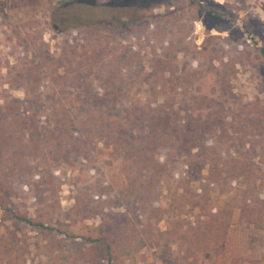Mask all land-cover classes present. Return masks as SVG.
Masks as SVG:
<instances>
[{
  "label": "rangeland",
  "instance_id": "obj_1",
  "mask_svg": "<svg viewBox=\"0 0 264 264\" xmlns=\"http://www.w3.org/2000/svg\"><path fill=\"white\" fill-rule=\"evenodd\" d=\"M90 1L103 4L105 0ZM113 2L123 4L129 14L138 16L119 37L118 64L126 66L125 57L130 56L139 70V78L128 83L125 97L134 103L148 97L143 83L146 68L155 65L175 71L177 77H183L186 90L173 88L168 98H158L155 107L162 111L160 123L166 125L173 120L185 131L199 126L202 148L215 147L224 158H241L249 150L248 163L253 167V176L226 172L213 179L209 168L201 171L187 164L175 168L163 151L160 158L166 167L155 166L150 176L140 178L152 187L149 200L154 194L155 198L161 196V204L167 207L180 177L187 181L188 187L192 186L191 191L195 189L196 195L204 196L203 203L196 206L192 201L184 214L166 212L162 221L155 218L149 222L147 217L153 215L145 213L141 202L128 204L116 192L108 195L100 190L98 185L103 182L122 190L128 170L98 145L92 156L85 159L70 164L55 163L58 178L48 192L42 191L34 177L22 182L33 191L20 192V200L30 213L34 215L40 210V219L46 225L64 228L73 237L57 229L16 224L0 208V240L21 246L30 264H84L76 260V252L95 246L87 238L96 236L103 221L117 219L122 223L129 217L149 232V246L137 251L132 259L117 264H264V230L242 219L239 208L249 194L256 207L264 209V0ZM100 8L95 17L112 18L114 11L104 13ZM50 15L49 7L11 10L8 0H0V104L11 101L12 96L24 99L27 92L31 98L46 93L60 78L55 75L50 79L48 72H62L63 53L67 48L79 46L81 34L54 32L50 28ZM79 62L80 59L69 67L67 80H87L81 70L77 72ZM16 65L22 70L33 65L44 73L35 74L27 87L26 77L19 69H13ZM9 72L12 75L8 76ZM114 76L107 81L116 84ZM88 77L94 81L93 76ZM158 80L155 77V83ZM10 81L18 88H12L7 83ZM117 97L120 96L116 93L103 95L101 102L108 104ZM126 112L128 116H137L133 106ZM142 118L146 120L148 116ZM145 123L149 125L148 121ZM176 152L179 154L181 150ZM202 173L204 179L199 180ZM40 200L49 205L57 202V208L47 210L44 202L38 203ZM90 202L94 212L86 219L90 211L83 204ZM78 203L82 205L80 208L76 206ZM178 221L186 228L184 242L156 237L159 231L169 230ZM104 253L102 248V256Z\"/></svg>",
  "mask_w": 264,
  "mask_h": 264
},
{
  "label": "trees",
  "instance_id": "obj_2",
  "mask_svg": "<svg viewBox=\"0 0 264 264\" xmlns=\"http://www.w3.org/2000/svg\"><path fill=\"white\" fill-rule=\"evenodd\" d=\"M89 2L91 1L8 0L11 10L49 7L50 28L59 34L80 33L81 41L78 47L67 48L63 53L60 58L64 67L62 72H48L51 73V76H47L50 79L60 75L49 92H42L36 98H31L27 92L24 99L12 96L11 101L5 100L0 104V208L4 216L16 224L45 230L57 229L59 233L73 237L64 228L46 225L40 219V210L34 215L30 213L20 200V192L33 191L28 189V184L22 182H28L34 177L39 180L38 185L42 191L48 192L58 178L54 171L55 163L70 164L85 159L92 156L98 145H102L105 151L114 155L115 161L128 170L125 176L126 186L122 190L117 191L112 184L105 186L104 182L99 183L100 190L108 195L116 192L128 204L141 202L146 208L145 213L150 212L153 215V218L147 217L149 222H153L155 218L162 221L166 212L184 214L192 201H195L196 206L203 203L201 198L204 196L196 195L195 189L188 196L192 186L188 187L187 181L180 177L176 192L168 198L167 207L161 204V196L155 198L154 194L149 200L152 187L140 178L150 176L155 171V166L166 167L160 158L163 151L168 153L175 168L178 164H187L201 171L209 168V176L212 175L213 179L226 172L240 177L253 176V167L248 163L249 150L241 158H224L215 147L202 148V132L199 126L192 131H185L173 120L166 125L160 123L162 111L160 107H155L158 98H168L173 88L186 90L183 77H177L175 71L155 68V65L146 68L143 83L148 97L140 99V103H134L125 97L129 90L128 83L139 78V70L136 63L131 62L130 56L125 57L126 66L118 64L117 58L121 55L119 37L138 20V16L129 14L126 6L121 3L114 4L113 0H105L103 4ZM100 7L104 13L107 10H112V13L114 11L112 18L95 17V11H99ZM78 59L80 62L76 66L77 72L80 73L81 70L87 80H67L69 67ZM14 68L19 69L26 77L27 87L35 74L44 73L43 69L37 71L33 65L25 70L18 65ZM113 74L116 84L107 81ZM88 76H93L94 81ZM155 77H159L156 83ZM7 83L12 88H18L11 81ZM112 93L120 97L115 101L109 100L108 104L101 102L103 95ZM132 106L136 109L135 117L128 116L126 112ZM43 110L46 114L42 113ZM143 116L148 118L145 120ZM178 149L181 154H177ZM54 154L56 157H52ZM226 167L229 169L226 170ZM203 176L202 173L199 180L204 179ZM51 189L54 191V188ZM251 197L247 194L239 206L242 209L241 218L257 229L264 230V209L257 208ZM196 198L199 199L197 202ZM38 203H43L47 210L57 208V202L49 205L47 201L40 200ZM76 206L80 208L82 205L78 203ZM83 206L86 211H90L86 215V219H89L94 212L91 202ZM144 229L143 224L129 217L122 223L117 219L105 220L96 229V236L87 238L95 246L76 252V260L84 264H117L130 260L137 251L149 246L150 235ZM185 231L183 222L178 221L169 230L159 231L156 237H169L172 241L184 242ZM102 248L105 249L103 256ZM0 264L30 263L21 246L8 245L0 240Z\"/></svg>",
  "mask_w": 264,
  "mask_h": 264
}]
</instances>
